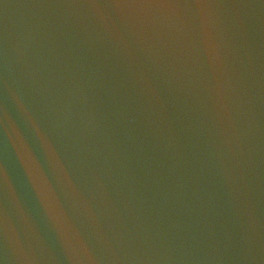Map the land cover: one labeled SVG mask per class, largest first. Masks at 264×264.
Wrapping results in <instances>:
<instances>
[{"label": "water", "instance_id": "obj_1", "mask_svg": "<svg viewBox=\"0 0 264 264\" xmlns=\"http://www.w3.org/2000/svg\"><path fill=\"white\" fill-rule=\"evenodd\" d=\"M0 264H264V0H0Z\"/></svg>", "mask_w": 264, "mask_h": 264}]
</instances>
